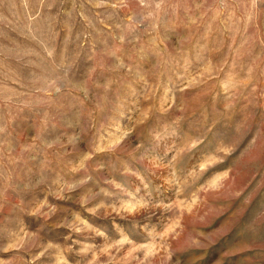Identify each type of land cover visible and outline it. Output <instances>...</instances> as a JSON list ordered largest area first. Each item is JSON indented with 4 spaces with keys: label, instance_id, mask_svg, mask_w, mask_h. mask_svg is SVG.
<instances>
[{
    "label": "rangeland",
    "instance_id": "1",
    "mask_svg": "<svg viewBox=\"0 0 264 264\" xmlns=\"http://www.w3.org/2000/svg\"><path fill=\"white\" fill-rule=\"evenodd\" d=\"M0 264H264V0H0Z\"/></svg>",
    "mask_w": 264,
    "mask_h": 264
}]
</instances>
